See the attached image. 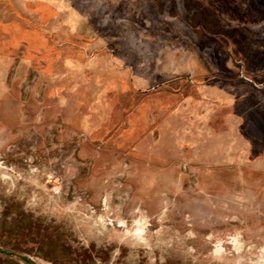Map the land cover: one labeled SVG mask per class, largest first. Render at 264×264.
Listing matches in <instances>:
<instances>
[{
  "label": "rangeland",
  "instance_id": "obj_1",
  "mask_svg": "<svg viewBox=\"0 0 264 264\" xmlns=\"http://www.w3.org/2000/svg\"><path fill=\"white\" fill-rule=\"evenodd\" d=\"M81 1L82 27L57 36L104 38L121 66L136 62L133 94L153 105L154 125L120 138L136 118L133 96L121 94L126 117H114L106 137L85 135L73 115L90 93L73 87L88 78L54 79L32 57L20 65L23 43L10 48L3 75L0 64V248L35 264H264L261 84L259 98L229 102L245 81H205L199 104L198 76L228 74L207 68V46L204 70L194 71L191 38L163 21L157 1ZM23 2L31 0H0V18L15 19L8 5ZM187 93L193 100L183 104Z\"/></svg>",
  "mask_w": 264,
  "mask_h": 264
},
{
  "label": "crops",
  "instance_id": "obj_2",
  "mask_svg": "<svg viewBox=\"0 0 264 264\" xmlns=\"http://www.w3.org/2000/svg\"><path fill=\"white\" fill-rule=\"evenodd\" d=\"M155 1L163 21L175 25L182 34L187 32L191 38L194 57L197 59L196 64H193L194 71L198 73L204 70L200 58L203 48L207 46L211 50L207 53L211 61L207 68H211V72L228 74V77L221 78L219 76L222 73H212L207 80H204V75L198 76L195 88L199 104L205 103L202 100L206 93L205 81L211 84L216 80H232L233 83L245 81V91L236 93L235 99L229 98V102L236 101L243 93L259 98L253 86L258 83L262 86L264 97V0H150L151 3ZM78 4L81 9H78ZM8 6L15 19L0 18V39L6 35L0 42L2 75L9 60L6 53L23 43L21 66H24L28 57H32L42 72L55 76L54 79L61 80L60 76L70 72L88 78L89 83L73 87L75 92L83 90L90 93L73 115L85 135L106 137L116 122L114 117H126L124 115L129 113L127 110L131 105H134L131 116L134 114L136 118L121 124L120 138L131 133H137L138 137L151 131L154 125L153 105L148 99L136 100L133 94L140 87L134 78L135 74H131L136 70V62L121 66L123 55L116 54L114 48L107 55L104 52V38L89 39V36L81 34L68 35L62 39L56 34L59 27H65L71 33L78 25L81 26L78 22L82 18V10L88 5L83 7L80 0H69L67 5L59 0H31L23 2L22 7L18 3ZM132 59L136 61V56L133 55ZM130 78L134 84L130 85ZM213 88L214 92L221 89L220 84H215ZM109 94L113 98L109 99ZM121 94L133 96L134 104L120 102ZM160 98H163L162 95ZM191 100L193 97L187 93L182 103ZM161 104L162 114H168V103Z\"/></svg>",
  "mask_w": 264,
  "mask_h": 264
},
{
  "label": "water",
  "instance_id": "obj_3",
  "mask_svg": "<svg viewBox=\"0 0 264 264\" xmlns=\"http://www.w3.org/2000/svg\"><path fill=\"white\" fill-rule=\"evenodd\" d=\"M0 251L4 252L6 254H9V255H14V256L20 257L21 259L27 261L30 264H35L34 261L31 260L32 258L29 256H26L25 254H21L18 252H14V251L2 249V248H0Z\"/></svg>",
  "mask_w": 264,
  "mask_h": 264
},
{
  "label": "trees",
  "instance_id": "obj_4",
  "mask_svg": "<svg viewBox=\"0 0 264 264\" xmlns=\"http://www.w3.org/2000/svg\"><path fill=\"white\" fill-rule=\"evenodd\" d=\"M117 125V122H115V123H113L112 124V127H114V126H116ZM8 257V256H7ZM7 257L6 258H4V260H6L7 259ZM0 260H1V258H0ZM3 260V259H2Z\"/></svg>",
  "mask_w": 264,
  "mask_h": 264
}]
</instances>
